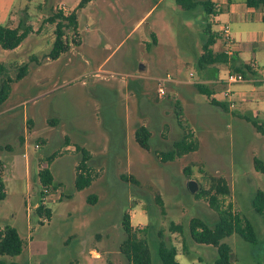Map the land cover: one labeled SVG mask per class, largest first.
Here are the masks:
<instances>
[{"label": "rangeland", "instance_id": "rangeland-1", "mask_svg": "<svg viewBox=\"0 0 264 264\" xmlns=\"http://www.w3.org/2000/svg\"><path fill=\"white\" fill-rule=\"evenodd\" d=\"M102 1L96 5L101 6ZM127 1H118L119 11ZM129 2L125 18L114 11L99 15L111 42L109 50H104L102 44L93 47L91 55L84 45L77 55L71 54L70 66L64 70L57 67L62 76L51 71L46 74L50 81L35 88L34 77L42 76L34 70L38 58L34 59L31 52L39 50L36 54L45 63L47 54L43 53L51 49V39L54 40V24L45 19L58 7L69 14L74 1L0 0V24L9 26L12 15L17 24L22 21L34 29L16 54L0 47V64L5 65L9 77L15 78L20 65L29 67L22 79L11 83V92L0 105V174L7 193L0 201V229L15 227L23 242L18 256L3 258L27 264H126L120 247L126 237L122 218L127 213L138 237L146 239L151 264H162L156 250L159 240L176 246L179 264H213L216 248L196 243L189 235L192 217H199L210 226L218 219L208 196L194 195L199 190L213 194V177L221 178L229 190V194L217 197L218 204L223 208L230 205L233 213L253 224L257 234L256 244L236 233L223 239L231 247V264H264V215L252 207L255 191L264 192V174L253 166L254 157L264 162V134L236 116L237 111L215 109L195 87L197 80L209 78L208 72L201 76L197 71L206 24L210 23L216 31L228 24L231 35L234 30L247 29L262 33L264 20L260 15L264 6L255 9L252 20L248 16L241 21L220 14V22L215 24L214 15H206L200 6L184 10L175 0ZM231 2L244 4V0ZM9 6L4 18L3 8L9 10ZM152 6L154 9L133 37L125 39ZM46 27L48 40L36 43L35 34ZM66 37L75 49L80 41L78 32L69 29ZM239 53L240 61L253 60L258 67L255 74H247L248 78L258 79V83L263 80L264 41L240 43ZM107 56L101 72L91 74L90 70L98 69ZM220 69L231 70L226 64ZM228 73H222L224 83ZM167 75L170 79L163 82ZM3 78L5 75L0 72V83ZM224 83H207L215 89L214 98L218 101L225 100L224 92L231 89V84ZM161 84L165 93L159 96ZM235 88L238 87H232ZM177 101L182 106L179 120L175 113ZM31 112L36 114L38 127H46L40 135L44 141L38 137L39 132L32 133L31 123L23 120V115ZM43 115L50 123L44 122ZM256 120L263 121L264 114L260 113ZM47 125L54 128L47 130ZM139 125L151 133L149 149L141 148L135 141L134 132ZM187 132L197 140V149L162 162L157 153L170 149L173 141ZM76 145L91 153L87 165L93 180L82 190L74 186L77 164L82 158ZM52 154L48 169L55 187L41 195L38 172L47 167ZM190 180L196 185L195 192L188 189ZM90 195H96L94 202ZM39 197L51 210L48 219L36 213ZM171 222L181 224L183 234L170 231Z\"/></svg>", "mask_w": 264, "mask_h": 264}, {"label": "trees", "instance_id": "trees-1", "mask_svg": "<svg viewBox=\"0 0 264 264\" xmlns=\"http://www.w3.org/2000/svg\"><path fill=\"white\" fill-rule=\"evenodd\" d=\"M88 1L90 0H80L77 8H81ZM175 2L184 10H193L200 6L206 15L213 16L222 12V9L212 0H175ZM244 3L248 8L251 9H258L264 6V0H244ZM45 22L54 24V40L46 57L51 60H55L63 52H66L69 49L66 31L69 29L74 31L76 30V14L74 11L69 14H64L61 10H59L46 17ZM211 27L212 25L207 23L203 31L205 38L202 43V52L197 58V67L200 71L206 69L208 65L214 63H227L229 61L225 53L213 52L211 49V46L215 42L217 36L211 31ZM31 32L32 26L25 24L22 21L14 28L0 24V47L5 50L15 49ZM152 36L154 37L155 35L152 34ZM230 60L234 73H240L243 76H247V74L252 73L251 65L245 63L237 64L234 57H232ZM27 69V64L20 65L15 78H12L8 76L5 65L0 64V72L5 75V78H3L0 83V105L6 101L10 94L11 83L14 80L17 81L22 79L26 75ZM196 88L200 94L207 96L211 104L219 106L224 110L227 109L228 103L214 99L212 97V90L207 88L205 85L196 84ZM175 108L176 117L179 120L182 114V108L179 102H176ZM242 118L251 123L257 132L264 134V121L259 122L258 120L248 116H243ZM150 136L151 133L146 126L139 125L136 127L134 137L136 143L141 148L149 149ZM197 147V140L192 138L190 132H187L184 133L179 139L174 140L170 149L159 151L157 155L162 162L173 161L176 158H180L190 152L195 151ZM76 149L82 152V158L79 164H77L74 186L76 190H82L90 186L93 180L87 165V161L90 159L91 153L80 145H76ZM53 158L54 154L49 156L47 165L53 160ZM253 166L255 171L264 174V162L261 159L254 157ZM186 170L189 172L188 168ZM38 176L41 185V195L44 194L45 190L55 187L53 176L48 167L42 168L38 172ZM210 179L212 181L210 189L213 191V194H210V191L199 190L194 195H207L210 206L214 208L218 214V219L213 226H210L201 218L192 217L189 221V235L190 238L196 243L211 245L216 248L217 257L213 261V264H231V247L229 244L224 242L223 239L233 233H236L247 242L256 244L258 241L257 234L253 224L248 219L243 218L242 220L238 214L233 213L230 205L226 208H223L218 204L217 197L219 195L224 196L229 194V190L221 178L214 179L211 177ZM130 180H132V182H136L132 177H130ZM6 195L5 182L2 178V175L0 174V201L5 199ZM90 196L91 197L89 198L91 202H94L97 198L96 195ZM252 207L255 212L260 215H264V192L262 190L257 189L255 191L252 198ZM35 210L40 217H45L46 219H48L51 215V210L45 206L42 197H39V201ZM122 228L126 233V237L121 244L120 250L127 258L126 264H151V256L146 239L138 237L137 232L130 224L129 215L127 213H124L123 215ZM169 230L183 234V228L181 224H175L171 222L169 225ZM158 236L159 238L162 237V233L160 231L158 232ZM22 248L23 242L15 227L5 226L4 228L0 229V264H27L6 260L3 258L5 256H18L21 253ZM156 250L162 264H179L178 260L176 259L178 254V249L176 246L171 244L168 245L163 240H159L156 244Z\"/></svg>", "mask_w": 264, "mask_h": 264}, {"label": "crops", "instance_id": "crops-1", "mask_svg": "<svg viewBox=\"0 0 264 264\" xmlns=\"http://www.w3.org/2000/svg\"><path fill=\"white\" fill-rule=\"evenodd\" d=\"M73 1H74V4L69 8V10L74 11L76 14V21H77L76 32H78V34L80 35V41L77 43L78 45L75 46L76 47L75 49H73V47L69 46V49L66 52H63L57 59L50 60L47 58L48 61H46L45 63L40 62L39 57L41 55L36 54V53H39V50H36L35 52H31L32 57L34 59L38 58V61H37L38 65L36 66V68H34V70L36 73L41 74V76H42V78H40V79L34 77L35 81L33 83V86L36 85L35 88H42V86H44L46 83H48V80L50 81L49 76L46 75L47 73L52 74L51 71H54V73L61 74L60 72H58L57 67L62 66V69L64 70L66 67L70 66V64L72 63V57H73L72 55H74V54L77 55V52L79 50H81L84 45L88 46V48L90 49L89 52L91 55L93 54V50H91V49L93 47L98 48L102 44H103L104 50H109L110 49L109 44L111 42H110V39L108 37V32L104 29V27L101 23V20L99 19V15L107 14V13L110 15L109 12L114 11L115 14H118V16L120 15L121 18L122 17L125 18L127 13H128V9L130 8L129 0L125 3H123V8L121 5V8H122L121 11H119V8H120V4L118 2L119 0H103V1L100 0V1H102L101 6L96 5L98 0H90L87 3H85L79 9L77 8L79 0H73ZM212 1L222 9L221 10L222 12L220 13L221 16H223V15L229 16V17L235 18L237 20L240 18L241 21L245 20V16H248V20H252L253 12H255L257 10V9L255 10V9L248 8L245 5V3L243 5H237L233 2H231V0H212ZM88 6H90L89 9L87 8ZM100 7H103V8L100 9ZM153 9H154V6H152V8H150V10L145 12V14L140 18V20H138L135 23L134 27L127 33L125 39H131V37H133L134 33L145 22V20L148 18V15L150 14V12ZM9 11H10V6H9V10H8V7L3 8V13H1V15L5 18L6 16H8ZM220 14L214 15L215 24L220 22V20H219ZM260 19L264 20V13H262L260 15ZM81 20H82V22H81ZM120 22L123 24L122 19H120ZM0 23H2V20L0 21ZM7 25H9V27H11V28H14L18 25L17 21L15 22V19H13L12 15L9 16V20H8ZM221 27H222V25H221ZM223 27L228 28L227 34H223L222 32H220L221 30L216 31V30L211 29V31L217 35L215 42L211 46V49L213 50V52L225 53L227 55L229 61L227 63H214L211 65H208L206 67V69L201 70V71L197 69V71H199V73H201L200 74L201 76H202L203 72H208L209 78H207L205 80L202 78L200 80H197L195 83V87H196V84H203L207 88L212 90V92H213L212 97L213 98H214L216 91L214 88H210L207 85V83H214L216 81L223 82V80H221L222 73L227 72V71L228 72H234L232 70L231 60H230L232 57H234L237 64L238 63H245V64L251 65V68H252L251 74H255L257 72L258 67H256V64H255V62H253V60L240 61V59H239L240 58V53H239L240 43L252 44V43H255L257 40L264 41V32L261 33V32H257V31H251L250 29L234 30L233 34L231 35V33L229 32L228 24L223 25ZM33 30L34 29L32 27V31ZM48 30H49V27H46L41 32L36 33L34 36L35 37L34 41L36 43L42 42L46 38L45 31L47 32ZM31 35H28L24 39V41L19 46H17L15 49L8 50V53L16 54L18 49L21 46H23V45L25 46L26 42L29 40ZM45 40H48V39H45ZM51 42H53V38L51 39ZM222 45L224 46L223 49L221 48ZM230 48H231V51L228 52V50ZM34 49H39V47H35ZM74 50H77L76 53H74L75 52ZM48 52L49 51H47L46 53H43V54H47ZM91 55H89V56H91ZM108 57L109 56H107L104 61H102L98 64V69L90 70V73L91 74L93 73L94 75H98V73L101 72L100 70L106 65ZM62 58L63 59L65 58V59L62 62V64L60 65L59 62ZM222 64L228 65L231 68V70L220 69V66ZM63 66H64V68H63ZM28 69H29V67H28ZM28 69H27V73H28ZM59 76H62V74ZM59 76L57 78H60ZM243 77L245 79L243 82L232 83L235 85L231 84L230 85L231 87L228 85L231 88V89H229L231 100H229V99L223 100V102L228 103V107L225 111L228 110V112L232 113L233 110H235V111H237V112H235L236 116H239V117L240 116L241 117L248 116V117H252V118L256 119V118H258L260 113L264 114V79L259 82L262 84H259L258 79L253 80V79L248 78V76H243ZM253 81H255V84L251 85L250 82H253ZM243 84H246V85H243ZM233 86H237L238 88L232 89ZM244 86H245V88H244ZM198 93H199V91H198ZM206 98H207V96H206ZM214 99H216V98H214ZM207 100H208V98H207ZM177 102H179V101H177ZM208 102H209V100H208ZM209 104H211V103L209 102ZM211 105L215 109H217L216 107H218V109L219 108L223 109L219 106H216L213 104H211ZM181 108H182V106H181ZM193 112L196 113L195 106H193ZM13 113H14V111H13ZM43 117H44V122L47 124V121L49 122L48 117H45L44 115H43ZM23 118H24L23 120H28V122L31 123L32 133H34V135H36V133L39 132L40 134L38 137L40 138V140L44 141L43 136H40V135H42L41 132H43L42 130H45L46 127L41 128V129L38 127L37 122H36V114L31 112L30 114L23 115ZM52 128H54V126L47 125V130H50ZM68 147H70V145L66 146L65 148H68ZM13 161L14 160L12 159V162ZM48 165H47V167H48Z\"/></svg>", "mask_w": 264, "mask_h": 264}, {"label": "built area", "instance_id": "built-area-1", "mask_svg": "<svg viewBox=\"0 0 264 264\" xmlns=\"http://www.w3.org/2000/svg\"><path fill=\"white\" fill-rule=\"evenodd\" d=\"M56 10H57V11L61 10L64 14H66V13L64 12L65 10H64L63 7H58V9H56ZM221 32H222L223 34H227V33H228V28H227V27H222ZM230 51H231V48L228 50V52H230ZM168 79H170V75H167L163 82L167 81ZM244 80H245V79H244V77H243L242 74H240V73L229 72L228 75H227V78H226V80H225V83H227V84L230 85V84H232V83H236V82H243ZM223 82H224V81H223ZM225 83H224V84H225ZM157 92H158V95H159V96L164 95V93H165V89H164V86H163L162 84L158 87ZM224 96H225L226 99L231 100V99H230V91H225V92H224Z\"/></svg>", "mask_w": 264, "mask_h": 264}, {"label": "water", "instance_id": "water-1", "mask_svg": "<svg viewBox=\"0 0 264 264\" xmlns=\"http://www.w3.org/2000/svg\"><path fill=\"white\" fill-rule=\"evenodd\" d=\"M143 66L140 65V69H142ZM188 189L191 191V192H195L196 191V185L194 183V181L190 180L188 181Z\"/></svg>", "mask_w": 264, "mask_h": 264}]
</instances>
